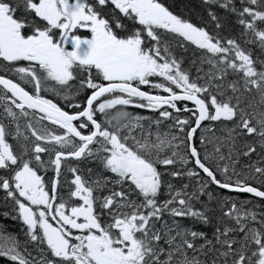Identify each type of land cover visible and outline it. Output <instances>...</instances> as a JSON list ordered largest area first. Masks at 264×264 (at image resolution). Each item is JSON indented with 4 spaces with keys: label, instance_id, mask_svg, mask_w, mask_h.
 Instances as JSON below:
<instances>
[{
    "label": "snow or ice",
    "instance_id": "6c2138e0",
    "mask_svg": "<svg viewBox=\"0 0 264 264\" xmlns=\"http://www.w3.org/2000/svg\"><path fill=\"white\" fill-rule=\"evenodd\" d=\"M204 2L201 26L162 0H0V71L15 75H0L3 113L15 125L0 122V190L27 237H5L0 256L16 264H264V212L228 197L216 201V215L202 199H212V185L264 198L252 186H264V60L257 68L212 11H229L244 44L264 48V0ZM193 46L200 55L184 67L175 49ZM84 157L96 163L87 178L72 163ZM62 174L71 180L61 184ZM185 176L191 185L169 183Z\"/></svg>",
    "mask_w": 264,
    "mask_h": 264
},
{
    "label": "flooded vegetation",
    "instance_id": "af4514ba",
    "mask_svg": "<svg viewBox=\"0 0 264 264\" xmlns=\"http://www.w3.org/2000/svg\"><path fill=\"white\" fill-rule=\"evenodd\" d=\"M212 11H213V9H212ZM201 26H203V25H201ZM210 30H212V28H210ZM194 49H195V46L188 48L186 51H185V49L181 48V52L178 54V59H179V56H180V58H183V61H185V62L191 61L192 59H198L200 52L198 50H194ZM0 75H6L7 78L15 79V75L11 71H8V72L0 71ZM142 89L148 90V86H142ZM0 90H2V86H0ZM0 94H3L2 91H0ZM159 94L160 95H166V93H164L162 90L159 92ZM48 96H49V98H52L54 96V94L49 93ZM57 102H59L61 104V106L65 105V101L62 99H59ZM187 104H188V107H192L191 103L187 102ZM178 106H182V105H178ZM127 110L132 112L133 115L151 116V117H153V120L158 115V112L153 113L151 110L141 109V108H138L135 106H129ZM9 120H10V118L6 117V115L3 113V104L0 103V122H2L5 125L6 130L14 131L15 125L10 124ZM45 123H47V122H45ZM167 123H171V121H168ZM204 123H206V122H204ZM147 127H148V125L145 123V128L147 129ZM201 131H202V129H198L194 135V141L193 142H194V144H196V146L198 148L200 146L199 137H200ZM136 134L139 135L138 130H136ZM182 137H183V134H181V138ZM8 140H9L10 144L15 145V141L11 136L8 137ZM181 149H183V147H181ZM44 158L47 159V156H45ZM252 159H257V157L252 156ZM245 162H247V161H245ZM72 163L75 164V166L82 171V173L85 175L86 178L88 175V169H93L94 171L96 169V163L89 157L81 158L79 160V162H77L76 160H73ZM187 167H191V164H189ZM179 169L186 171V168L184 166H179ZM41 174L43 175L45 181L47 182V180L53 175V172L51 170H48L46 172H42ZM71 178H72L71 174H68L67 177H65L62 174V176L60 178L61 184L64 183L65 179L70 181ZM93 178H95V177H93ZM169 183H171L173 185L180 186L183 183H188L191 185L193 183V181L189 180L186 176L183 178L172 177L169 179ZM252 186L260 187L261 190H264V186H261L258 181H253ZM190 191H191V188H189V194H190ZM164 192H166V189L164 190ZM233 195H236V196L239 195L240 198L247 197V198L251 199L252 202L262 204L260 206L256 205V213H258L257 211L259 209H261V210L264 209V199L263 200L258 199V198H255V197L249 195V194H243V195L233 194ZM164 198H165V196L162 193L161 199H164ZM237 204L239 205V203H237ZM4 213H8V215L5 216ZM17 215L18 214L13 209L11 202L7 201L4 198V193L2 190H0V242H3L5 237H12V236H14L16 239H18L20 241H24L27 239V237L25 236L26 226L23 225L22 221L15 218ZM229 223L231 224V221H229ZM209 228H210V230H208V231L205 230V231L210 236L212 228H211V226H209ZM197 229L201 230L200 224L197 225ZM9 243H10V240H9ZM27 246H28L29 251L32 253V255L35 256L36 259H39V256L36 254L35 247L31 243H29ZM21 247H23V244L21 245ZM0 264H16V262L11 261L8 257L0 256Z\"/></svg>",
    "mask_w": 264,
    "mask_h": 264
},
{
    "label": "trees",
    "instance_id": "16d2710c",
    "mask_svg": "<svg viewBox=\"0 0 264 264\" xmlns=\"http://www.w3.org/2000/svg\"><path fill=\"white\" fill-rule=\"evenodd\" d=\"M162 2L165 4V6H168L170 10L175 14L183 15L185 18L190 19L193 23L203 25L209 19L207 16L209 6L205 4L204 0H162ZM212 9L224 24V28L221 34L226 36H235L238 43L241 44V47L250 54L254 62H257L256 67L259 68L260 65L258 61L264 60V48H261L256 42L244 44L243 39L240 38V33L241 31H243V29L236 23L235 16L232 15L229 11L220 8L219 4H213ZM210 28H212V25H209V30ZM249 39H251V34H249ZM180 52L181 48L177 47L175 49V55L177 59ZM189 64L190 61H184V67H189ZM190 70L193 75L196 74L194 67H192ZM208 191L212 193V199L209 200V197L206 194H202V199L208 202V207L212 209L216 215H219L220 208L218 207L216 201L224 200V198L221 197V194L227 192L219 189L215 185L210 186ZM200 229L203 231L210 230L209 226L205 227L203 225H200Z\"/></svg>",
    "mask_w": 264,
    "mask_h": 264
},
{
    "label": "rangeland",
    "instance_id": "374dc122",
    "mask_svg": "<svg viewBox=\"0 0 264 264\" xmlns=\"http://www.w3.org/2000/svg\"><path fill=\"white\" fill-rule=\"evenodd\" d=\"M153 127H154V126H153ZM161 131H163V129H161ZM183 150H184V149H181V151H183ZM221 197L224 198V199L230 197L233 201H235V202H237V203H239V204H243V206H244L245 208H247V209H251V210L254 211V212H256V205H258V206L262 205V204H260V203L252 202V200L249 199V198H247V197L240 198V197H238V196H236V195L229 194V193H223V194H221ZM257 212H258V213H259V212L262 213V212H264V209H263V210L259 209Z\"/></svg>",
    "mask_w": 264,
    "mask_h": 264
},
{
    "label": "water",
    "instance_id": "95a60500",
    "mask_svg": "<svg viewBox=\"0 0 264 264\" xmlns=\"http://www.w3.org/2000/svg\"><path fill=\"white\" fill-rule=\"evenodd\" d=\"M190 103H191V102H190ZM202 123H204V122H202ZM194 135H195V133H194ZM193 143H194V142H193ZM226 190L231 191V192H233V193H238V194H249V195H251V196H253V197L260 198V199H264V198H261V197H257V196H255V194H253V193L240 192L239 190H230V189H226Z\"/></svg>",
    "mask_w": 264,
    "mask_h": 264
}]
</instances>
